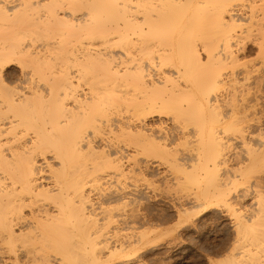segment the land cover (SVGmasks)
<instances>
[{
    "label": "bare ground",
    "instance_id": "bare-ground-1",
    "mask_svg": "<svg viewBox=\"0 0 264 264\" xmlns=\"http://www.w3.org/2000/svg\"><path fill=\"white\" fill-rule=\"evenodd\" d=\"M237 1L0 0V264H151L213 207L238 227L211 264H264V30Z\"/></svg>",
    "mask_w": 264,
    "mask_h": 264
},
{
    "label": "rangeland",
    "instance_id": "rangeland-1",
    "mask_svg": "<svg viewBox=\"0 0 264 264\" xmlns=\"http://www.w3.org/2000/svg\"><path fill=\"white\" fill-rule=\"evenodd\" d=\"M16 2H18V1H16ZM240 3H242V4H240ZM243 4L246 8L243 7V9H242ZM235 6L239 7L238 10L241 13L244 12V13H242L243 19L241 20V23H242V25L240 26L241 28H240V30H239V27H237V29H236L237 34H239L240 36H243L242 39L245 38V35H248L247 33H251V34L255 33L254 35L252 34V36L250 35L251 39L256 38L255 35H258L259 32H261L260 33V36H261L262 35L261 30H264V0H244V3H243V0L241 2L237 1ZM255 7H256V10L253 12V8H255ZM241 31H242V33L240 34ZM256 32H258V34H256ZM260 36L258 35L257 38L258 37L260 38ZM262 36L260 39H262ZM37 37H39V35ZM37 37L34 35V38H37ZM247 37L249 38V36H247ZM27 38H29V36ZM46 38H48V37L46 36L43 39H46ZM248 38H247V40L244 39V40L248 41L246 55L245 54L242 55L243 57L240 55L241 56L240 59H242L244 62L247 61L249 64H255L261 60L260 58L262 56L259 52L260 49H258V46H255V44H252V42L249 41L251 39L250 38L248 39ZM40 39L43 40L42 38L39 37L38 40L40 41ZM10 70H11L10 71L11 74H15L16 67L12 66V69H10ZM11 74H10V76H12ZM263 93H264V91H263ZM263 97H264V94H263ZM262 100L263 101L261 102L260 110H261V113H262L261 116H262V119L264 122V117H263L264 116V114H263L264 113L263 112V110H264L263 109L264 108V103H263L264 99L262 98ZM233 151H235V149ZM232 163H233L232 165L233 166L235 165L234 167L236 168L235 174H238V173H239L238 175H240V173L242 174V171H244L243 169L245 168L244 167L245 165L244 164L240 165L242 162H240L239 160H236V159L232 160ZM238 167H240V168H238ZM237 170H240V171L236 172ZM250 176H252V175L250 174ZM252 177L254 178V176H252ZM262 183H263V185L260 186V188H261L260 194H262V195L259 194L258 196L264 198V195H263L264 194V192H263L264 191L263 190L264 189V182H262ZM172 190H174V189H172ZM252 197H253V195H251L249 197V199L247 198L248 200L247 199L245 200V202L246 201L248 202V203L246 202L247 204L244 202L245 206L249 207L252 204H254V206H256L258 204L257 206H260L262 204V200H261V204L259 203L260 201H258L260 199V197L259 198L254 197L253 199H252ZM250 201H251V203H250ZM252 201L256 202V203H253ZM262 205H264V204H262ZM198 208L199 207L195 208L196 212L199 210ZM223 212H226L225 215ZM194 213H195V211L193 210V217L195 219L192 218L193 220H192L191 224L189 223V225L183 226L179 230V240L177 241L176 250L173 251L174 248H172L171 252L166 251V249L164 247H166L167 242H169V240H170V238L168 236H166V237H164V239H162L164 242L161 241L160 246L157 249L153 250L152 251L153 253L152 252L146 253L145 257H146L147 261L149 260V262L151 264H211V261H214L215 263H217V260H218V262L219 261L221 262V259L224 260V258H226V255H228L227 253H229V251L234 246V243H232V242H235V239L237 236L238 219L236 217L232 216L233 215L232 211H230V212L228 210L225 211V209L224 210L222 209V211L221 210L219 211V209H217L215 207L210 208V210H207L206 212H204L203 214H200V215H199V212H197L198 214L196 213L194 216ZM222 214H223V216H221ZM235 219H237V220H235ZM174 222H175V220L168 222V225L166 223L165 226L166 225L170 226V225L174 224ZM235 223H236L237 227H236V225L233 226V224H235ZM234 235H236V236H234ZM222 241H223V243H222ZM215 244H217V245H215ZM161 250H162V252H161ZM158 252H160V253H158ZM155 254H157V255L155 256ZM159 255H160V257H159ZM153 256H154V258H153Z\"/></svg>",
    "mask_w": 264,
    "mask_h": 264
}]
</instances>
